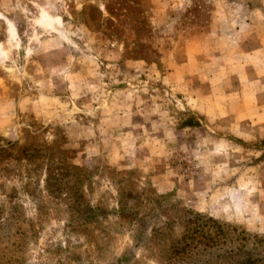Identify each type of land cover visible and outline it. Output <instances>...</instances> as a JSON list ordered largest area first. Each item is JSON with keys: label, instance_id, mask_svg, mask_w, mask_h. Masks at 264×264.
Wrapping results in <instances>:
<instances>
[{"label": "rangeland", "instance_id": "1", "mask_svg": "<svg viewBox=\"0 0 264 264\" xmlns=\"http://www.w3.org/2000/svg\"><path fill=\"white\" fill-rule=\"evenodd\" d=\"M0 135L55 169L0 174V264H209L191 210L264 237V0H0Z\"/></svg>", "mask_w": 264, "mask_h": 264}, {"label": "trees", "instance_id": "2", "mask_svg": "<svg viewBox=\"0 0 264 264\" xmlns=\"http://www.w3.org/2000/svg\"><path fill=\"white\" fill-rule=\"evenodd\" d=\"M52 158V151L43 147L39 148L33 144L21 145L18 140L13 141L0 135V174L2 175H22L23 169L38 175L46 164L47 180L50 181L55 177V169L51 165ZM96 210L98 208L88 205L85 211L78 209V212L82 215L87 213L95 218L99 214ZM120 216L123 219H134L137 216L134 206L128 201L122 202ZM186 220L188 229L184 239L174 245V250L190 253L191 250L197 249L199 255L209 257V264H264L263 236L193 210Z\"/></svg>", "mask_w": 264, "mask_h": 264}, {"label": "bare ground", "instance_id": "3", "mask_svg": "<svg viewBox=\"0 0 264 264\" xmlns=\"http://www.w3.org/2000/svg\"><path fill=\"white\" fill-rule=\"evenodd\" d=\"M38 18H39V20H41V21H47V20H50L49 15L47 14V12H46L44 9H41V10H40V16H39Z\"/></svg>", "mask_w": 264, "mask_h": 264}]
</instances>
